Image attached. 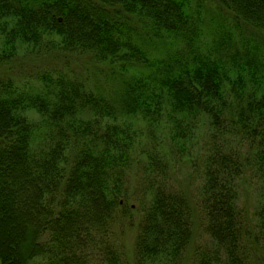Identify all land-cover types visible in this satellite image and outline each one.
<instances>
[{
	"label": "trees",
	"instance_id": "obj_1",
	"mask_svg": "<svg viewBox=\"0 0 264 264\" xmlns=\"http://www.w3.org/2000/svg\"><path fill=\"white\" fill-rule=\"evenodd\" d=\"M256 248L264 0H0V264H255Z\"/></svg>",
	"mask_w": 264,
	"mask_h": 264
},
{
	"label": "rangeland",
	"instance_id": "obj_2",
	"mask_svg": "<svg viewBox=\"0 0 264 264\" xmlns=\"http://www.w3.org/2000/svg\"><path fill=\"white\" fill-rule=\"evenodd\" d=\"M186 166H187V164L185 163L183 165H180L179 169H178V166L176 165L175 173H174L175 178H179L180 179V178H182L184 176V170L186 171V169H187ZM184 180H188V179H182V182H184ZM246 182L247 181H245V183ZM188 186H190V183H189ZM252 188L255 189V185L254 184H250V185L246 186L244 189H242V191H240L241 201L243 202V205L246 207V210H247L248 213L251 212V210H252V208L254 206V200H253V191H254V189H252ZM193 190H194V187H193V184L191 183L189 194L193 195V193H192ZM131 240H132L131 231H126L124 233V241L126 242L125 244L128 245V246L131 245ZM201 241H202V235L199 234V236H198V234H197L196 238L194 237V240L192 241L191 245L187 248V253H189L190 248H192L194 245H196L197 243H199ZM256 254H257L256 262L258 264H264V249L263 248L262 249L261 248H256ZM256 262H255V264H257ZM250 264H254V261L252 259H250Z\"/></svg>",
	"mask_w": 264,
	"mask_h": 264
}]
</instances>
